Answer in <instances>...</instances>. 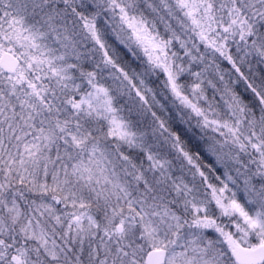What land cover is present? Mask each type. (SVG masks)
Listing matches in <instances>:
<instances>
[{"label": "snow or ice", "instance_id": "obj_1", "mask_svg": "<svg viewBox=\"0 0 264 264\" xmlns=\"http://www.w3.org/2000/svg\"><path fill=\"white\" fill-rule=\"evenodd\" d=\"M0 264H264V0H0Z\"/></svg>", "mask_w": 264, "mask_h": 264}]
</instances>
